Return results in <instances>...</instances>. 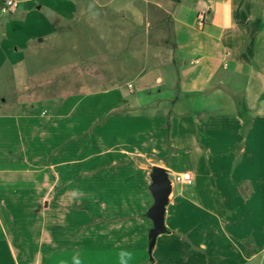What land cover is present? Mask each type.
<instances>
[{
  "label": "crops",
  "instance_id": "crops-1",
  "mask_svg": "<svg viewBox=\"0 0 264 264\" xmlns=\"http://www.w3.org/2000/svg\"><path fill=\"white\" fill-rule=\"evenodd\" d=\"M118 1L0 12V264H122L125 250L127 264L264 262V0ZM96 51H152L150 66L130 68L144 102L122 62L104 91L64 81L60 55L73 68ZM165 51L173 64L160 71ZM232 94L248 110L245 133ZM102 106L108 130L81 194L79 161L60 160L73 151L59 148L62 131ZM152 166L192 182L171 179L166 231L149 252Z\"/></svg>",
  "mask_w": 264,
  "mask_h": 264
},
{
  "label": "rangeland",
  "instance_id": "rangeland-1",
  "mask_svg": "<svg viewBox=\"0 0 264 264\" xmlns=\"http://www.w3.org/2000/svg\"><path fill=\"white\" fill-rule=\"evenodd\" d=\"M121 2L118 1L116 5H119ZM115 7V6H114ZM112 9V8H110ZM108 10L105 9V12ZM144 50V47H142ZM127 52V54H126ZM149 52L148 55V63L145 60V53ZM164 56L161 57L164 61V63H160V71L166 70L167 67L171 63H168L166 60L170 58L171 51H165ZM82 53V52H81ZM96 54L92 56H83L79 54L77 56V61L75 63V67L70 68L69 63H64L63 61L66 58V55H60L58 57V61L56 64H58V68L65 67V73H63L64 81H72L75 83L78 82V90L82 91L81 86H85L83 90H89V91H104L108 86H110V80L106 78L108 75V67L111 65H119L120 62H122V65L128 66L130 69H139L140 66H142L144 63H146L148 66L152 63V51H96ZM131 56H130V55ZM110 55V56H109ZM127 61V63H125ZM55 62L51 63L50 66L54 67L56 65ZM78 69V70H77ZM131 69L129 74H126L123 78L122 82L131 81L134 83V76L131 75ZM105 77V78H104ZM66 78H69L66 80ZM75 78V79H74ZM71 79V80H70ZM138 83V84H137ZM134 83L135 90L139 95L138 98L141 102H144L143 96H141V91L143 88L140 86L142 83L141 81ZM68 85H63L62 90L63 92H72L77 91L76 88ZM86 84H90V87H86ZM140 90V91H139ZM145 97H147V93H143ZM154 98H157L160 96L159 93L155 92ZM149 98V96L147 97ZM82 108V107H81ZM95 109V113L93 110V114L91 110H86L84 107L83 109L78 110L79 116L77 117V120L72 121V125L68 128L67 126L63 129V139L62 142L59 145V148L66 149V151H70V148H73V151L70 153L63 151V156L60 159L61 161H79L78 164L73 165L72 171H73V177L76 180H79L78 185V191L80 193H86L87 188V173L90 172L92 169H90L89 165L86 163L88 157L92 155V153L97 152V145L102 146V141L105 139L106 131L108 128L104 127L105 120L108 118V115L106 113H103L105 110L102 107H100L97 111ZM82 111V112H81ZM68 128V129H66ZM96 130V131H94ZM66 132V133H65ZM93 132H96L95 136H92ZM70 147V148H69ZM63 171H71V168L65 169L63 168ZM169 178L172 179V175L169 174ZM73 188H75L76 184L71 185ZM70 187V186H69ZM81 189V190H80ZM81 193V194H82ZM78 206H74L75 210H83L82 208H79ZM85 254V253H84ZM262 261V262H261ZM249 264H264L262 260V256L259 255L258 257L251 260Z\"/></svg>",
  "mask_w": 264,
  "mask_h": 264
},
{
  "label": "water",
  "instance_id": "water-1",
  "mask_svg": "<svg viewBox=\"0 0 264 264\" xmlns=\"http://www.w3.org/2000/svg\"><path fill=\"white\" fill-rule=\"evenodd\" d=\"M150 179L151 183L148 189L151 193L153 203L146 213L147 217L152 221V228L148 234L149 252L152 251L157 237L166 231L164 224L165 211L166 206L169 203V196L171 195L173 189L169 173L165 168L152 166Z\"/></svg>",
  "mask_w": 264,
  "mask_h": 264
},
{
  "label": "built area",
  "instance_id": "built-area-1",
  "mask_svg": "<svg viewBox=\"0 0 264 264\" xmlns=\"http://www.w3.org/2000/svg\"><path fill=\"white\" fill-rule=\"evenodd\" d=\"M20 0H0V12H8L17 8ZM205 22V13L198 15V25H203ZM173 182L179 184H190L192 182V175L190 172L178 173L173 176Z\"/></svg>",
  "mask_w": 264,
  "mask_h": 264
},
{
  "label": "trees",
  "instance_id": "trees-1",
  "mask_svg": "<svg viewBox=\"0 0 264 264\" xmlns=\"http://www.w3.org/2000/svg\"><path fill=\"white\" fill-rule=\"evenodd\" d=\"M175 2H179L180 0H174ZM232 97L234 99L237 113L238 115L242 118L244 122V127L242 129V132L245 133L248 130V125H249V115H248V110L244 104L243 99L240 97L238 94H232Z\"/></svg>",
  "mask_w": 264,
  "mask_h": 264
},
{
  "label": "clouds",
  "instance_id": "clouds-1",
  "mask_svg": "<svg viewBox=\"0 0 264 264\" xmlns=\"http://www.w3.org/2000/svg\"><path fill=\"white\" fill-rule=\"evenodd\" d=\"M131 258H132L131 252L125 250L121 253L122 264H127V260H130ZM75 264H80L79 260H76Z\"/></svg>",
  "mask_w": 264,
  "mask_h": 264
}]
</instances>
